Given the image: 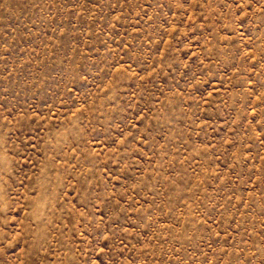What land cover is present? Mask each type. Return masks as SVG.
<instances>
[{
    "label": "rangeland",
    "instance_id": "374dc122",
    "mask_svg": "<svg viewBox=\"0 0 264 264\" xmlns=\"http://www.w3.org/2000/svg\"><path fill=\"white\" fill-rule=\"evenodd\" d=\"M0 264H264V0H0Z\"/></svg>",
    "mask_w": 264,
    "mask_h": 264
}]
</instances>
